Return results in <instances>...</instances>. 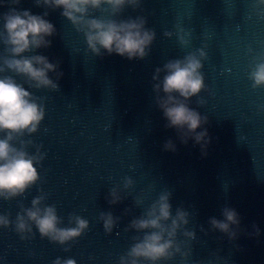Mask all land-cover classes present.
Masks as SVG:
<instances>
[{
  "label": "water",
  "instance_id": "1",
  "mask_svg": "<svg viewBox=\"0 0 264 264\" xmlns=\"http://www.w3.org/2000/svg\"><path fill=\"white\" fill-rule=\"evenodd\" d=\"M253 3L143 0L140 9L126 8L118 19L146 17L156 39L144 60L129 61L86 54L83 36L58 10L21 0L20 9L48 11L57 35L51 47L34 54L59 61L64 75L56 91L32 90L44 98L46 116L39 131L23 139L33 142L29 152L42 145L46 153L40 181L22 197L0 201V213L14 220L21 207L45 194V203L56 205L65 225L74 213L88 219L90 227L65 246L68 252L38 233L22 241L11 227L0 229V264H52L58 256L77 264H118L138 235L125 231L129 222L161 191L171 192L173 213L178 207L190 213L187 229L195 239L187 241L188 264H264V88L253 89L248 79L253 57L264 52V19ZM6 11L0 8V14ZM177 26L190 34L187 46L180 44ZM201 48L207 53L202 71L208 90L200 93L204 104L198 97L189 104L208 118L212 143L207 156L199 145L191 140L182 144L175 130L165 127L152 89L157 67ZM169 139L176 144L174 153L163 150ZM126 176L134 180L133 188L122 191L119 204L110 205L108 193L117 185L122 189ZM142 193L145 205L137 206ZM225 207L240 216L235 240L209 223L213 217L223 219ZM102 212L120 218L110 235L98 219ZM167 264H180V258Z\"/></svg>",
  "mask_w": 264,
  "mask_h": 264
},
{
  "label": "clouds",
  "instance_id": "2",
  "mask_svg": "<svg viewBox=\"0 0 264 264\" xmlns=\"http://www.w3.org/2000/svg\"><path fill=\"white\" fill-rule=\"evenodd\" d=\"M38 7L59 11L84 38L86 54L97 57L117 55L132 60H144L150 53L156 33L146 27L144 16L118 19L126 8L140 9L143 0H35ZM21 0H0V8L8 11L0 14V201H11L24 196L40 181L39 168L46 159L42 145L29 152L32 136L39 131L46 116L44 98L32 90L56 91L64 73L60 62L50 61L39 49L52 45L57 35L55 25L48 20V11L33 14L30 9H20ZM256 15L264 19V0H254ZM96 13H100L99 16ZM177 38L181 45L189 44V33L179 26ZM167 37L172 32H165ZM251 51V49H249ZM207 53L203 48L189 53L182 59L169 60L163 67H157L152 76L155 102L166 121L165 127L174 129L182 144L189 140L199 145L202 156L212 143L207 127V116L192 108L189 101L208 90L202 71ZM10 73V74H9ZM20 78L19 80L17 78ZM248 79L253 89L264 88V52L253 57L249 64ZM166 152H176V144L167 140L163 145ZM134 180L124 177L120 185L108 193L110 205L123 200L122 191L133 188ZM171 192L161 191L138 217L133 218L125 231H135L133 243L119 257L118 264H167L176 257L180 264H188L191 249L187 241L195 239V232L189 231L190 213L182 207L173 213ZM142 193L135 199L137 206L145 205ZM46 195L40 194L31 200L30 207H21L13 220L8 213H0V229L12 228L22 241L30 240L38 233L41 240L57 244L65 252L69 245L84 235L90 227L88 219L70 213L65 225L55 204H47ZM223 219L210 218L214 230L235 240L240 216L233 208L225 207ZM106 234H112L118 227L119 217L111 212H102L98 217ZM259 236V229H256ZM184 239L181 240L180 237ZM52 264H77L73 258L56 257Z\"/></svg>",
  "mask_w": 264,
  "mask_h": 264
}]
</instances>
